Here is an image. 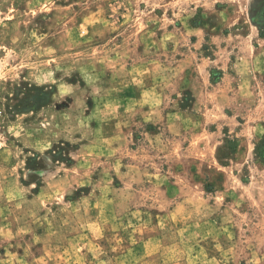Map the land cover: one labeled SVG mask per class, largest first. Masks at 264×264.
I'll use <instances>...</instances> for the list:
<instances>
[{
  "label": "rangeland",
  "instance_id": "obj_1",
  "mask_svg": "<svg viewBox=\"0 0 264 264\" xmlns=\"http://www.w3.org/2000/svg\"><path fill=\"white\" fill-rule=\"evenodd\" d=\"M254 17L0 0V264H264Z\"/></svg>",
  "mask_w": 264,
  "mask_h": 264
},
{
  "label": "trees",
  "instance_id": "obj_2",
  "mask_svg": "<svg viewBox=\"0 0 264 264\" xmlns=\"http://www.w3.org/2000/svg\"><path fill=\"white\" fill-rule=\"evenodd\" d=\"M254 21L261 27L262 34L264 36V18L261 20L257 17H254ZM254 155L256 160L264 164V134L255 143Z\"/></svg>",
  "mask_w": 264,
  "mask_h": 264
},
{
  "label": "built area",
  "instance_id": "obj_3",
  "mask_svg": "<svg viewBox=\"0 0 264 264\" xmlns=\"http://www.w3.org/2000/svg\"><path fill=\"white\" fill-rule=\"evenodd\" d=\"M1 112H2V111H1V108H0V114H1Z\"/></svg>",
  "mask_w": 264,
  "mask_h": 264
},
{
  "label": "crops",
  "instance_id": "obj_4",
  "mask_svg": "<svg viewBox=\"0 0 264 264\" xmlns=\"http://www.w3.org/2000/svg\"><path fill=\"white\" fill-rule=\"evenodd\" d=\"M143 257H147V256H143Z\"/></svg>",
  "mask_w": 264,
  "mask_h": 264
}]
</instances>
